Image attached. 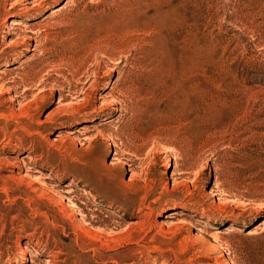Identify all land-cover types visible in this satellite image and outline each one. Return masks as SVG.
Wrapping results in <instances>:
<instances>
[{"label": "rangeland", "instance_id": "1", "mask_svg": "<svg viewBox=\"0 0 264 264\" xmlns=\"http://www.w3.org/2000/svg\"><path fill=\"white\" fill-rule=\"evenodd\" d=\"M12 1L0 264H264V0Z\"/></svg>", "mask_w": 264, "mask_h": 264}, {"label": "bare ground", "instance_id": "2", "mask_svg": "<svg viewBox=\"0 0 264 264\" xmlns=\"http://www.w3.org/2000/svg\"><path fill=\"white\" fill-rule=\"evenodd\" d=\"M34 1V0H33ZM13 3L11 4V6H10V8H15V5L17 4V5H19L20 4V0H14V1H12ZM29 2V1H28ZM8 22V21H7ZM10 29H13L12 27H10ZM13 33V32H12ZM25 89H27V87H25ZM15 93H16V96L19 94L18 93V91H15ZM18 96H20V95H18ZM17 138L19 139V140H21L22 138H21V136H17ZM2 140V139H1ZM8 143V141H5L4 143H2V145H0V147H4V145L5 144H7ZM27 155V154H26ZM30 158V157H29ZM8 165H11V166H14L15 165V162H12V161H8ZM128 239V238H127Z\"/></svg>", "mask_w": 264, "mask_h": 264}]
</instances>
